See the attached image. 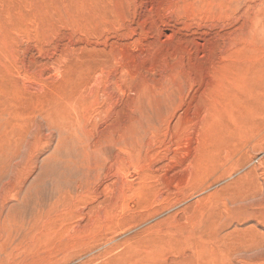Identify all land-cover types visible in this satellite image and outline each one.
Listing matches in <instances>:
<instances>
[{"label":"rangeland","instance_id":"1","mask_svg":"<svg viewBox=\"0 0 264 264\" xmlns=\"http://www.w3.org/2000/svg\"><path fill=\"white\" fill-rule=\"evenodd\" d=\"M0 264H264V0H0Z\"/></svg>","mask_w":264,"mask_h":264}]
</instances>
